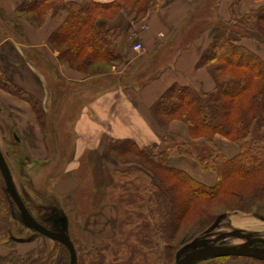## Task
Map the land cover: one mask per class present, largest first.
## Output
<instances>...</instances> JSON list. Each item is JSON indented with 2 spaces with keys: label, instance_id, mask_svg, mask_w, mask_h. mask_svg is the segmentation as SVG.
Instances as JSON below:
<instances>
[{
  "label": "crops",
  "instance_id": "1",
  "mask_svg": "<svg viewBox=\"0 0 264 264\" xmlns=\"http://www.w3.org/2000/svg\"><path fill=\"white\" fill-rule=\"evenodd\" d=\"M67 1L84 8L89 5V0ZM191 1L200 0H159L156 10L137 20L122 10L114 17L99 18L98 23L106 29L119 28L123 32L119 41L121 58L111 63L96 62L90 71L61 60L59 52L48 44L49 36L66 19L65 10L56 14L49 11L40 25H33L17 12L23 0H0V68L13 83L43 104L45 119L41 126L28 102L1 88L0 111L10 114L7 122L18 133L17 146L29 161L49 164L51 172L53 165L59 164L53 187L61 199L67 196L74 201L81 190H85L82 203H92L95 191L105 195L107 187L102 190L103 184L98 186L96 180L106 178L108 171L111 174L126 167L109 152L112 140L130 139L141 147H161L165 140L206 145L203 138L189 136L183 121L172 119L164 128L151 114L152 105L174 84H190L201 92L214 87L211 75L197 67V62L218 29L195 37L187 45H183L179 32L181 22L193 8ZM231 3L232 0H223L217 8L218 12L222 10L218 15L223 22L231 18ZM262 6L264 0H240L234 17ZM243 40L239 43L251 50L250 43ZM134 43H140L142 49L134 50ZM214 142L227 158L238 153L237 146L221 135H215ZM166 164L206 186L216 182L213 171L204 170L188 157L174 154ZM103 204L102 209L114 205ZM237 217L240 221L235 220L233 229L247 228L255 233L252 237L264 239V200L255 215Z\"/></svg>",
  "mask_w": 264,
  "mask_h": 264
},
{
  "label": "trees",
  "instance_id": "2",
  "mask_svg": "<svg viewBox=\"0 0 264 264\" xmlns=\"http://www.w3.org/2000/svg\"><path fill=\"white\" fill-rule=\"evenodd\" d=\"M239 1L232 0L231 18L220 24L219 30L212 36L210 44L197 62V67L205 69L211 75L213 89L201 92L190 84H174L151 107V114L160 126L166 128L170 120H181L187 126L189 136L192 139L203 138L206 145L199 147L190 141L168 143L165 140V145L161 147H141L130 139L112 140L109 144V152L117 160L130 164L126 170L120 171L127 181L122 190L143 188L147 191L148 201L155 203L159 210L161 223L155 225L153 236L156 235L166 245L164 244L163 250L154 245L157 252L155 264H174L175 257L171 256L176 247L170 242L178 234L182 215L196 200L234 197L238 194L237 205L220 214L237 211L256 214V207L264 200V60L239 43L244 38H250L264 46V6L236 18L234 9ZM158 2L159 0H89L88 7L84 8L67 0H23L17 7V12L29 23L40 25L49 11L56 14L65 10L67 17L49 36L48 44L59 52L61 60L80 70H87L98 61L111 63L121 58L119 41L123 32L119 28L106 29L98 23L99 18L114 17L122 10L137 20L148 11L156 10ZM0 88L28 102L39 124L43 126V104L13 83L1 68ZM217 134L237 146L238 153L235 156L227 158L220 152L214 142ZM174 154L188 157L204 170L213 171L216 174L215 184L206 186L184 171L167 166V159ZM17 157L20 159V156ZM129 174H133L130 182ZM137 174L143 176L142 182H139ZM257 183L261 185H256ZM4 188L5 186L2 190L4 209H0V218H5L8 214L19 220V212ZM175 189L180 190L179 195H176ZM154 214L155 212L153 220ZM216 218L204 216L189 227L202 226L204 222L211 226L217 222ZM4 222L6 227L2 231L7 235L8 224ZM60 245L69 258L66 247ZM75 250L76 264H102L99 260L101 257L89 261L86 257L80 258L78 250ZM223 258L225 257L212 259ZM11 261L13 259L10 256L5 261H0V264H9Z\"/></svg>",
  "mask_w": 264,
  "mask_h": 264
},
{
  "label": "rangeland",
  "instance_id": "3",
  "mask_svg": "<svg viewBox=\"0 0 264 264\" xmlns=\"http://www.w3.org/2000/svg\"><path fill=\"white\" fill-rule=\"evenodd\" d=\"M221 1L223 0H200L198 3L191 1L193 8L179 27L183 45H187L195 37L209 35L216 28L219 30L223 20L218 15L222 10L218 12L217 8L221 5ZM243 41L246 44L250 43L251 50L264 60V46L261 43L250 38H244ZM89 69L93 71L94 67ZM9 116L7 112L0 111V149L10 168L15 185L32 216L50 230H61L65 223L80 258L86 257L92 261L96 257H101L99 260L102 264H155L157 252L154 245L163 250L166 243L160 241L156 235L153 236L155 225L161 223V218L156 204L148 201L147 191L143 188L142 190H122L124 182H127L122 177L123 174H120V170L111 174L108 171L106 178L101 177L96 180L98 186L103 184L102 190L107 187L106 196L102 191H95L92 203H86V201L82 203L85 190H81V195L74 201L67 196L61 199L58 194H55L53 187L58 178L56 172L60 170L59 164H54L51 172L48 169L49 164L41 165L35 164L36 161H29L15 143L10 121L7 122ZM50 132L49 136H51ZM16 135L19 137L18 133ZM17 156H20L21 160ZM125 165L126 167L121 171L126 170L130 164ZM82 175H84L83 171ZM129 175L130 182L133 174ZM137 176L139 182L144 180L142 175L137 174ZM0 179V209L3 210L4 183L1 176ZM175 193L179 195L180 190L175 189ZM237 196L196 200L191 205L181 217V225L175 240L170 242L173 247H176L175 253L171 256L175 257L174 264L183 254L201 246L240 245L238 243L241 241L244 243L254 238L252 236L255 233L247 228L236 226L237 229H233L234 224H237L235 220L240 221L237 214L242 216L246 213L237 211L220 214L225 209L237 205ZM102 202H110L114 205L102 209L104 207V204L101 205ZM204 216H215L217 222L211 226L204 222L202 226L189 227ZM4 221L8 224L7 235L2 231L6 227ZM245 224L249 225L248 222ZM10 256L13 261L9 264H68L70 260L59 243L25 227L19 220L7 214L5 218H0V261H5V258ZM198 264L260 263L245 257L232 256L223 259H204Z\"/></svg>",
  "mask_w": 264,
  "mask_h": 264
},
{
  "label": "water",
  "instance_id": "4",
  "mask_svg": "<svg viewBox=\"0 0 264 264\" xmlns=\"http://www.w3.org/2000/svg\"><path fill=\"white\" fill-rule=\"evenodd\" d=\"M13 138L19 142V137L16 133L12 134ZM0 174L4 182L5 191L8 193L12 201L14 202L18 212L19 221L27 228L37 231L41 235L52 239L63 246L69 252L70 260L69 264H76L77 253L75 247L70 239V236L66 230V224L62 225L61 230H50L40 224L30 213L21 195L19 194L13 177L11 175L10 168L7 161L0 149ZM260 241L264 244V239H249L248 241L240 245H206L195 249H192L183 254L176 264H194L200 260L212 259L217 257H249L256 260L264 261V245L256 246L255 242Z\"/></svg>",
  "mask_w": 264,
  "mask_h": 264
},
{
  "label": "built area",
  "instance_id": "5",
  "mask_svg": "<svg viewBox=\"0 0 264 264\" xmlns=\"http://www.w3.org/2000/svg\"><path fill=\"white\" fill-rule=\"evenodd\" d=\"M133 49L134 50H141L142 49V46H141L140 43H136V44H134Z\"/></svg>",
  "mask_w": 264,
  "mask_h": 264
},
{
  "label": "flooded vegetation",
  "instance_id": "6",
  "mask_svg": "<svg viewBox=\"0 0 264 264\" xmlns=\"http://www.w3.org/2000/svg\"><path fill=\"white\" fill-rule=\"evenodd\" d=\"M254 245L263 246L264 244L254 243Z\"/></svg>",
  "mask_w": 264,
  "mask_h": 264
}]
</instances>
